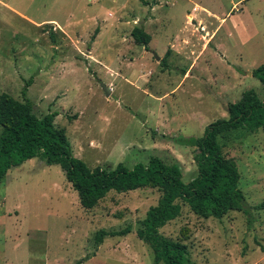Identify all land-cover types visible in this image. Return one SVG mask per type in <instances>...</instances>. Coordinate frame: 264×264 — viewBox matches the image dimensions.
<instances>
[{"label":"rangeland","instance_id":"rangeland-1","mask_svg":"<svg viewBox=\"0 0 264 264\" xmlns=\"http://www.w3.org/2000/svg\"><path fill=\"white\" fill-rule=\"evenodd\" d=\"M154 1L0 0V94L22 101L31 78L35 115L57 113L55 126L90 168H132L156 157L176 164L188 184L196 176L194 149L173 138H199L248 90L264 98L248 74L264 63V0ZM8 6L35 23L53 20L66 33L53 23L35 27ZM135 27L151 36L148 51L133 41ZM219 143L236 162L245 203L264 204V128ZM160 196L151 188L110 192L85 210L59 166L28 160L0 183V214L5 200L7 210L20 209L19 220L0 215V264H152L136 230ZM252 216L250 226L237 211L203 219L182 204L160 232L185 244L195 264H264V208ZM126 226L130 234L104 238L91 258L96 233Z\"/></svg>","mask_w":264,"mask_h":264},{"label":"trees","instance_id":"trees-1","mask_svg":"<svg viewBox=\"0 0 264 264\" xmlns=\"http://www.w3.org/2000/svg\"><path fill=\"white\" fill-rule=\"evenodd\" d=\"M131 37L137 45L149 50L151 37L143 28L135 27ZM252 77L259 81L264 94V63L252 71ZM31 83L30 78L21 89L22 101L6 93L0 95V183L9 169L38 158L48 166L60 167L85 210L95 208L110 192L157 189L161 193L157 204L148 209L136 230L137 238L152 250V264H195L185 244L160 232L180 216L182 204L203 219L220 220L231 211L242 212L249 226L254 221L252 211L264 208V204L250 207L245 203L238 187L240 176L236 162L223 154L219 143L220 138L230 133H255L264 128V98L261 100L254 90L244 92L228 107L227 118L207 125L199 138H173L176 145L194 149L196 176L185 184L176 164L167 165L156 157H151L147 165L137 163L132 168L122 163L113 169L90 168L73 155L65 130L55 126L57 113H48L42 118L35 115L27 97ZM131 230V226L119 231L101 230L95 234L94 241L100 245L104 238L125 237Z\"/></svg>","mask_w":264,"mask_h":264},{"label":"crops","instance_id":"crops-1","mask_svg":"<svg viewBox=\"0 0 264 264\" xmlns=\"http://www.w3.org/2000/svg\"><path fill=\"white\" fill-rule=\"evenodd\" d=\"M158 3V1L157 0H155L154 1V5L155 4H157ZM6 9H8V11L10 12V13H12V14H14L15 16H17V17H20V18H22L23 20H25L26 22H28L29 24H31V25H33V26H35V27H41V26H44V25H41V24H43V23H47V24H45V25H49L50 23H53V24H56L53 20H50V21H43V22H40V23H35V22H33V21H31L29 18H27L26 16H24L21 12H20V10L17 8V7H13V6H11V7H9L8 6V8H6ZM235 13V11L233 12V14ZM188 17H191V18H193V19H195V16L193 15V14H191L190 13V15L188 16V14H187V19L189 20V18ZM224 20L222 19L221 20V22H223ZM198 22H201V21H198ZM39 25H41V26H39ZM57 25V27L59 28V29H63V31L65 32V28L63 27V26H61L60 24H56ZM239 31V34L241 35V37L243 38L244 37V33L242 32V29H238V27H233V31L234 32H236V31ZM66 33V32H65ZM151 37V36H150ZM151 40H152V38H151ZM150 45V46H149ZM149 45H148V47H151L152 48V46H151V41H150V43H149ZM171 48V47H170ZM218 49V48H217ZM219 50V49H218ZM221 52V51H220ZM256 69V68H255ZM254 69V70H255ZM249 75L251 74L252 75V72L251 73H248ZM2 94V93H1ZM0 94V95H1ZM227 113H225V115H226ZM205 129V128H204ZM204 132V131H203ZM34 159V158H33ZM38 159V158H37ZM31 160V159H30ZM28 161V160H27ZM38 161H42V160H40V159H38ZM26 162V161H25ZM24 162V163H25ZM44 162V161H43ZM22 165V164H21ZM20 165V166H21ZM20 166H18V167H20ZM13 168H17V167H13ZM12 169V168H11ZM10 170V169H9ZM8 170V171H9ZM7 171V172H8ZM6 176H7V173H6ZM6 176H5V178H6ZM4 181H5V179H4ZM71 186V185H70ZM4 200H5V197H4ZM17 209V210H16ZM14 212H13V211ZM3 214H0V215H2V217H11V216H14V218H16V220H19V218H20V209L18 208V207H14V208H12L11 210H7L6 209V200H5V206H4V210H3ZM10 213H12L11 215H10ZM101 245V244H100ZM98 246V249H97V251H95V254L94 255H92L91 256V258H96V256H97V254H98V251H99V249L102 247L103 248V246L101 245V246ZM4 263L5 264H8V260L7 259H4ZM84 264V263H83Z\"/></svg>","mask_w":264,"mask_h":264},{"label":"water","instance_id":"water-1","mask_svg":"<svg viewBox=\"0 0 264 264\" xmlns=\"http://www.w3.org/2000/svg\"><path fill=\"white\" fill-rule=\"evenodd\" d=\"M154 56H155V58L156 59H159L155 54H154ZM101 87H102V90L104 91V93H105V96H108L109 95V92H110V90L108 89V88H106L105 86H104V84L102 83L101 84Z\"/></svg>","mask_w":264,"mask_h":264}]
</instances>
